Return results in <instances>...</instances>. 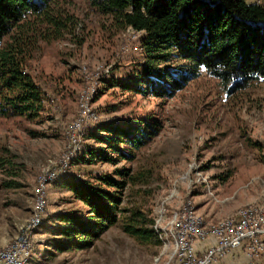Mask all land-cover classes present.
<instances>
[{
    "label": "rangeland",
    "instance_id": "rangeland-1",
    "mask_svg": "<svg viewBox=\"0 0 264 264\" xmlns=\"http://www.w3.org/2000/svg\"><path fill=\"white\" fill-rule=\"evenodd\" d=\"M58 1L76 17V25L59 37L38 38L26 62L42 91L43 109L33 119L0 117L1 249L30 227L27 264H168L170 248L163 252L159 238L145 243L123 230L133 210L152 220L144 226L155 230L156 223L158 229L173 221L178 227L186 206L209 227L264 200L263 79L237 89L232 81L200 71L162 97L146 85L145 93L112 86L115 80L133 82L144 60L140 33L114 29L85 0ZM143 120L156 131L132 150L133 157L122 159L100 142L99 136H111L100 126ZM80 123L68 141L70 124ZM100 148L115 162L92 160L89 152ZM120 148L129 152L125 144ZM121 168L128 175H119ZM102 175L127 181L120 205L127 212L89 247L56 250L52 243L64 239L50 230L60 225L53 221L56 214L84 218L87 210L59 180L95 182ZM255 256L252 262L238 249L215 264H264V244Z\"/></svg>",
    "mask_w": 264,
    "mask_h": 264
},
{
    "label": "trees",
    "instance_id": "trees-1",
    "mask_svg": "<svg viewBox=\"0 0 264 264\" xmlns=\"http://www.w3.org/2000/svg\"><path fill=\"white\" fill-rule=\"evenodd\" d=\"M85 1L96 13L108 18L114 29L140 33L144 60L133 82L115 80L112 86L145 93L146 85L152 95L162 97L181 89L200 71L222 82L232 81L237 89L264 80V0ZM76 22V17L64 11L58 0H0V117L33 119L39 114L43 96L26 71L29 49L38 38L48 40L70 33ZM172 61L180 63L159 66ZM114 110L116 107H112ZM150 124L144 120L125 126L105 124L99 130L111 136L99 139L111 152L129 159L133 157L132 150L141 148L155 133L156 126ZM123 144L129 146V152L120 148ZM89 153L92 160L115 162L105 149ZM117 173L125 177L129 170L121 168ZM59 185L87 210L84 218L71 213L56 214L53 221L60 225L50 230L64 238L52 243L58 251L89 247L127 212L120 207L127 185L123 178L102 175L89 182L64 177ZM144 217L142 212L133 210L123 230L141 242H149L152 237L157 241L154 228L144 226L153 221Z\"/></svg>",
    "mask_w": 264,
    "mask_h": 264
},
{
    "label": "built area",
    "instance_id": "built-area-1",
    "mask_svg": "<svg viewBox=\"0 0 264 264\" xmlns=\"http://www.w3.org/2000/svg\"><path fill=\"white\" fill-rule=\"evenodd\" d=\"M78 126H81V123L70 124L68 141H73V130L78 129ZM67 151L69 150L67 149L65 153ZM51 172L52 170L45 176L42 183L51 175ZM40 204H42V197ZM37 219L38 217L34 222ZM29 228L23 230L18 236V242L12 248L0 253V264H18L19 258L26 253ZM174 233L183 241L182 257L176 264H215L228 252L238 249H242L254 262L258 256H253V249H257V239L264 233V200L261 207L248 210L247 214L236 217V224L225 229H209L206 225L198 223L193 216L187 214L185 206L180 227L174 230ZM208 240L212 242L203 249L199 250L196 247L197 242Z\"/></svg>",
    "mask_w": 264,
    "mask_h": 264
},
{
    "label": "bare ground",
    "instance_id": "bare-ground-1",
    "mask_svg": "<svg viewBox=\"0 0 264 264\" xmlns=\"http://www.w3.org/2000/svg\"><path fill=\"white\" fill-rule=\"evenodd\" d=\"M262 202L260 203H252L248 204L239 210H237L236 214L228 217L226 219H223L219 222H216L215 224L210 225L209 229H225L228 226L235 225L236 224V217L240 215L247 214L248 210L261 207ZM189 216H193L190 212H187ZM194 219L197 220L198 223H201V220L195 216H193ZM175 220V219H174ZM171 226L169 228H157V223L155 224V232L157 233L160 241L162 242L163 252H166L167 249L170 248V251L168 254V264H176L178 262V259L182 257V249H183V241L180 240V237L174 233V230H178L180 225L177 227V224L174 225V221L170 222ZM18 242V239H16L13 243L9 244L8 246L4 248H0V253L4 252L5 250H8L14 246ZM264 244V233L257 239V249H253V256L258 255L262 251V246ZM29 242L26 243V253L22 258H19L18 264H27L28 256H29ZM163 254V253H161ZM159 259V258H157ZM158 261V260H157ZM159 262V261H158Z\"/></svg>",
    "mask_w": 264,
    "mask_h": 264
},
{
    "label": "crops",
    "instance_id": "crops-1",
    "mask_svg": "<svg viewBox=\"0 0 264 264\" xmlns=\"http://www.w3.org/2000/svg\"><path fill=\"white\" fill-rule=\"evenodd\" d=\"M212 240H208V241H205V242H197L196 243V247L201 250L203 249L208 243H211Z\"/></svg>",
    "mask_w": 264,
    "mask_h": 264
}]
</instances>
